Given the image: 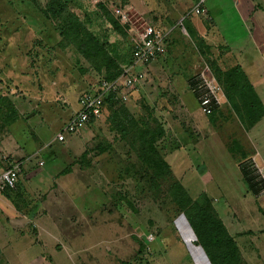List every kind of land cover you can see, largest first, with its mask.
Wrapping results in <instances>:
<instances>
[{"label":"rangeland","instance_id":"374dc122","mask_svg":"<svg viewBox=\"0 0 264 264\" xmlns=\"http://www.w3.org/2000/svg\"><path fill=\"white\" fill-rule=\"evenodd\" d=\"M135 4L138 9L134 0H0L1 163L6 164L8 158L18 161L27 148L38 146L37 141L27 140L25 130L36 133L42 129L40 141L53 142L76 109L78 95L90 89L94 92L102 79L127 66L138 33L150 24L141 13L143 2L136 0ZM49 5L54 11L44 14ZM120 13L127 21L120 19ZM189 53L192 55L183 59V64L152 61L140 70L138 87L129 100L107 103L93 124L71 135L74 146L55 143L53 157L43 154L44 160L37 156L24 163L21 179L40 186L42 192L49 187L48 191L55 190L51 185H57V199L49 203L48 216L39 221L44 228L39 243L33 240L35 236L37 240V229L31 227L27 238H21L13 225L0 218V264H210L186 216L195 213L198 204L208 209V198L214 193L218 198L213 212L224 218L234 233L228 214L243 206L237 199L238 187L231 180L233 167L226 158L203 161L207 169L200 172L203 151L199 155L197 150L203 147L201 141L208 132L201 130L203 120L197 114L201 111L207 118L210 134L216 131L224 138L239 170L255 151L240 124L242 101L236 110L225 97H220L214 112L207 110L214 104L199 103L200 111L193 113L187 109L176 91L177 84L185 81L188 85L204 72L223 88L212 67L211 72L207 70L204 57L202 62H194L193 52ZM188 71L191 76L185 80ZM9 106L19 119L10 126L5 119ZM263 131L255 138L264 137ZM159 132L160 137H156ZM144 136L153 139L155 154H143L150 155L157 166L147 168L151 161L145 162L137 152L138 140ZM179 136L191 144L184 148L177 141ZM197 137L201 144L195 145ZM20 143L25 149L20 150ZM261 147L256 148L260 157L255 162L264 170V144ZM215 148L223 149L219 145ZM83 152L86 160L80 162ZM14 154L18 155L11 158ZM159 161L168 167L163 177L158 175ZM65 168L70 172L56 178ZM249 171L260 185L258 175H253L256 169ZM223 179L229 180L225 192L204 186L217 185ZM173 182L181 186L177 195L170 189ZM203 199L207 202L202 203ZM258 201L263 211L264 191ZM179 202L182 209L177 207ZM254 229L263 232L260 226ZM140 243L143 250L138 253ZM243 252L248 263L262 264Z\"/></svg>","mask_w":264,"mask_h":264},{"label":"crops","instance_id":"0c3cea01","mask_svg":"<svg viewBox=\"0 0 264 264\" xmlns=\"http://www.w3.org/2000/svg\"><path fill=\"white\" fill-rule=\"evenodd\" d=\"M135 1L136 0H134V7L138 9ZM140 1L143 2V6H141V13L145 14L143 19H146V22H149V25H152L155 29L166 33L165 49L167 45L168 49L155 59L158 64H183L182 60L187 56H191L192 54L189 53V51H192L194 62L201 61L204 57L206 65V63H208L207 58H211L222 72L237 67L247 77L253 87V91L264 106V0H206L204 3L206 13L204 15L195 14L193 12L196 0ZM183 42L187 45L186 47L181 44ZM178 46L180 49H177ZM129 59L130 57L126 59V65L128 61H130ZM152 63L153 62H151V64ZM206 67L207 70L211 72V67H209V65H206ZM190 76L191 72L188 71L185 80L189 79ZM174 78H176L177 81L178 79L184 81L182 77L174 76ZM213 78L215 79V77ZM187 86L189 85H186L185 81L184 84H177V93L181 96L183 102L188 105L187 109L189 111H192V113L196 110L200 111L198 107L199 102L195 99L194 95L191 94L192 92ZM86 92H92V90L82 91L78 95L76 99L77 107L72 110L67 123L79 110L80 106L78 100ZM199 113L202 114L201 111ZM199 113L197 115L203 120L201 130L205 131V133L208 132L206 135L207 138L203 137L201 141L203 147L197 150L199 155L201 154V150L203 151L201 157L204 160H202V163L200 162V172L202 173L207 169V167L203 165V161L207 159L212 160L217 157V159L224 160V158H226L229 161L228 166L231 165L234 171L233 174H230L232 177L231 180L238 187L237 199L241 200L243 208L241 207V209L238 210L233 209L231 214H228V216H230L229 220L234 225V228L236 227L235 229L233 228L234 233H230L228 227H226L227 225L224 223L225 221L223 223L229 234L233 237L243 260L247 264H252L248 263L247 258H245L243 254L245 250L246 254L250 256L249 258L255 257L257 261L264 264V210L262 211V208H260L262 206L258 201V197L249 192L243 183L241 172L237 168L233 155L225 148L226 143L223 140L224 138L220 137L216 131L210 134V126L208 121H206L207 118L204 114L201 115ZM0 120L4 122L1 117ZM16 120H19L17 119V113H15L14 117L10 115L9 126ZM263 122L264 115L250 129L245 130L243 128L244 132L248 135L247 137L251 147L255 151L252 157L255 161L256 159L259 160L260 157H258L256 153V148L261 149V145L263 146L264 144V137L259 136L255 138V136L259 135L258 133L264 129V126H261ZM62 129L56 134L55 139L51 140L53 142L46 144L40 141L42 129H37L36 133L32 130L31 133L25 130V137L27 134L29 135V138H27L28 141L38 142V146L35 147V150H30L26 147L27 152L19 156V159H21L24 155H27L23 160L18 159L17 161L13 159V156L18 155L14 154L10 156L12 159H7L9 161H7L6 164L0 162V169H4L8 164L12 163L18 164L20 169L15 187L0 193V218L5 219L6 223L13 225V230L16 231L21 238H24V236L27 238L31 227L37 229V240L36 236L33 237V240L37 243L40 241L38 237H42V233H44L42 231L44 228L40 227L42 225L39 221L48 216V208L51 206L49 203H54L57 199V197L55 198V193L59 187L53 184L51 186L57 189L48 191L49 187L45 192H42L43 189H41L40 186L36 184L32 185L27 178L21 179V174L25 167L23 165L27 160L30 159L32 161V159L34 160L37 156L44 160V158L41 157L43 154H46L48 157H53V150H55L53 147L55 143H68V146L69 144L74 146V138L71 137L72 134L63 133ZM58 135H62L61 138H59ZM176 138L179 144L184 148L191 144L189 140L182 139L180 136V139L178 137ZM200 140L201 139L197 137V142L194 141L196 142L195 145L200 143ZM216 145L223 147V149H216ZM24 146H26L24 143L19 145L20 150H22V148L25 149ZM262 157L264 159V156H261V159ZM39 165L42 166L43 162L41 161ZM71 165L72 164H70L69 167L70 171ZM63 170L60 169L57 172L56 178L70 172L68 171L62 174ZM42 175L43 171L39 173V176ZM56 178L53 182L57 181ZM228 183L229 180L226 181L223 179L218 180L217 185L213 182L212 185L204 184V186H209L212 189L214 188L217 192H225V187ZM212 194L211 199L214 200V205L215 201L217 202L218 196H214V193ZM249 201L251 203L247 204ZM223 220L225 219L223 218ZM254 226L262 227L263 232H257ZM253 264H256V262Z\"/></svg>","mask_w":264,"mask_h":264},{"label":"trees","instance_id":"16d2710c","mask_svg":"<svg viewBox=\"0 0 264 264\" xmlns=\"http://www.w3.org/2000/svg\"><path fill=\"white\" fill-rule=\"evenodd\" d=\"M51 5H49L50 7L46 10L44 14H46L47 11L48 12L54 11V7ZM95 44H97V42H95ZM131 50L128 55V57H130L129 59L130 61H128L127 65L131 63ZM111 59L109 61L112 63ZM207 62L209 64V67L211 66L212 70L217 75L218 77L217 79L219 80V82L222 84L223 88H221L219 83L216 81L217 84L220 86L221 90L224 89L222 90V92L225 91V93L223 94V97H225V100L231 102V105H233L232 107L235 108V110H236L237 105L240 104L238 101H242L243 107L238 109V111L241 114V119H242V120L240 119V124L245 130L250 129L264 115V106L262 105L259 98L256 96L255 92L253 91V87L248 81L247 77L237 67H234L233 69L222 72L214 64V62L212 61L210 62L208 60ZM122 69L123 67L116 68L113 75L105 79L107 81H112L118 78L122 73ZM194 97L197 100V97L195 95ZM109 102L116 103L117 101H114V97L112 95H109L106 98H104L101 113L104 110V106ZM2 106L3 104H1L0 102V112L2 110ZM218 108L219 106L214 104V105L209 106V109L207 110L209 111L211 109L210 111L214 112V110H217ZM9 111L11 112L10 113L11 116L12 115L13 117L15 116V110L12 108V106H9L8 112L5 115V119L7 120L6 123L9 122ZM208 116L210 117V115ZM94 120L95 118H90L86 127L90 125L91 123H93ZM13 121H14V118H13ZM85 128L82 130H85ZM160 135H161V132L156 134V137H160ZM156 137H153V138H156ZM138 141H139V147L137 149L138 154L140 156L143 155L141 156V158L145 162L151 161V156L147 154L145 156L143 152L146 153L150 151L152 155L155 154V150L152 147L153 139L148 138L147 140V137L145 138L144 136L141 140H138ZM145 143L148 144L149 149L146 148ZM102 151L104 150L102 149L101 152ZM139 152H141L142 154H140ZM252 157L253 155L250 156V158H246L241 163L240 172H241L242 181L245 184L247 190L251 192L253 195H255L256 197H259L261 186L257 185V183H255L256 181L254 182L253 179L255 178L251 176L252 174L249 171L250 167H248V164L251 162L249 159H252ZM79 159H80V162L82 161L84 162L86 160V153L83 152ZM159 164H160V171L158 175H161L163 177L164 174H168V167L167 165L163 164L162 161H159ZM157 165H158V162L154 160L146 164L147 168L157 166ZM67 172L68 170L67 168H65L62 171V174H65ZM125 172L127 171L125 170ZM169 179L171 180V177ZM150 180L152 179L150 178ZM152 184H155V182H153ZM170 189H173V191L175 192V195H177L181 191V186L173 182V183H170ZM205 202H207V200L203 199L202 203H205ZM179 203L180 204L177 207L178 209H182V204L181 202ZM208 204H209L208 209H205L203 207L200 208V204L196 205L195 208L198 210L195 213L193 212V213L188 214L187 211H185L186 215L188 214L186 217L188 218L189 225L196 238L197 245L201 247V249L203 250L210 264H247L241 257L239 250L237 248V245L233 237L227 231L223 221L218 215H216V212L215 213L213 212L215 208H214L213 201L211 198L210 199L208 198ZM139 245L140 246H139L138 253H141L143 250V245L141 243Z\"/></svg>","mask_w":264,"mask_h":264},{"label":"built area","instance_id":"2783aa9c","mask_svg":"<svg viewBox=\"0 0 264 264\" xmlns=\"http://www.w3.org/2000/svg\"><path fill=\"white\" fill-rule=\"evenodd\" d=\"M206 0H196L193 12L204 15L206 13L204 3ZM122 21H127L124 13L119 14ZM166 33L155 29L152 25H146L132 46L131 63L123 67L121 75L112 80L102 79L98 89L94 92L84 93L78 100L79 110L70 119L63 129V133H76L84 129L90 118H98L101 115L103 100L109 95L118 101L129 100L130 93L135 91L139 84L140 70L146 68L152 61L165 51ZM191 92L197 97L202 105H220V97H223L221 88L213 77H206L204 72L198 74L189 82ZM62 135H58L61 138ZM250 169L256 171L253 175H258L261 192L264 191V170L262 166L256 164L254 158L251 159ZM18 164H8L6 168L0 169V193L13 189L19 175Z\"/></svg>","mask_w":264,"mask_h":264}]
</instances>
